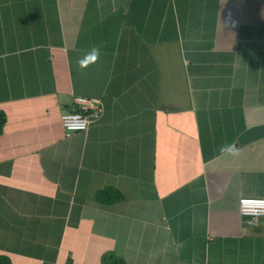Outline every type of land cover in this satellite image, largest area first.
Wrapping results in <instances>:
<instances>
[{
  "label": "crops",
  "instance_id": "0c3cea01",
  "mask_svg": "<svg viewBox=\"0 0 264 264\" xmlns=\"http://www.w3.org/2000/svg\"><path fill=\"white\" fill-rule=\"evenodd\" d=\"M74 94L101 113L66 133ZM240 196L264 197V0H0V264H264Z\"/></svg>",
  "mask_w": 264,
  "mask_h": 264
},
{
  "label": "built area",
  "instance_id": "2783aa9c",
  "mask_svg": "<svg viewBox=\"0 0 264 264\" xmlns=\"http://www.w3.org/2000/svg\"><path fill=\"white\" fill-rule=\"evenodd\" d=\"M100 113L99 98L74 94L70 108L62 111L59 117L64 131L68 133L73 130L86 129ZM237 210L254 221L256 217L264 214V197L240 196L237 198Z\"/></svg>",
  "mask_w": 264,
  "mask_h": 264
},
{
  "label": "clouds",
  "instance_id": "9594fccd",
  "mask_svg": "<svg viewBox=\"0 0 264 264\" xmlns=\"http://www.w3.org/2000/svg\"><path fill=\"white\" fill-rule=\"evenodd\" d=\"M100 57V49L98 47H92L90 51L82 58L77 60V66L80 70L88 68L90 65L95 64Z\"/></svg>",
  "mask_w": 264,
  "mask_h": 264
},
{
  "label": "trees",
  "instance_id": "16d2710c",
  "mask_svg": "<svg viewBox=\"0 0 264 264\" xmlns=\"http://www.w3.org/2000/svg\"><path fill=\"white\" fill-rule=\"evenodd\" d=\"M113 259V257H111ZM113 260H116L115 258ZM108 263V258L105 260V264ZM121 264H124L123 262H120Z\"/></svg>",
  "mask_w": 264,
  "mask_h": 264
}]
</instances>
